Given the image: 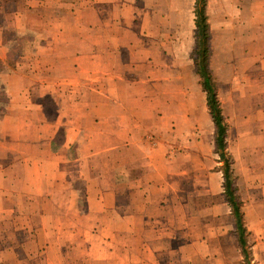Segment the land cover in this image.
<instances>
[{
    "label": "rangeland",
    "instance_id": "rangeland-1",
    "mask_svg": "<svg viewBox=\"0 0 264 264\" xmlns=\"http://www.w3.org/2000/svg\"><path fill=\"white\" fill-rule=\"evenodd\" d=\"M62 1L67 5L73 3L53 0L45 9L34 10L39 19H31L24 30L5 31L4 41L11 48L10 63L23 51L28 52L27 57H33L35 50L31 43L38 42L41 35H53L57 43L80 39L81 32L73 36L64 31L71 20L56 21L51 16L55 9L57 16L65 14V5H57ZM249 1L206 0L211 27L207 64L227 128V152L245 227L246 254L239 244L235 219L224 193L222 162L215 152V126L197 73L195 0H121L122 31L117 37L135 42V46L129 50L122 48L120 57L131 58L128 71L137 86L148 73L147 88L153 92L150 101L157 110L151 109L145 114L146 143L152 149L153 159L147 162L139 159L131 174L139 176L145 168L151 170L153 178L149 184L164 188V201L147 208L144 233L127 234L122 243L109 237L104 243L96 238L97 228L89 226L83 218L86 201L82 180L73 183V192L67 193L73 203L63 205L54 214L52 201L47 209L39 205L50 194L43 193L37 199L29 198L25 192L19 193L15 204L20 208L10 210L0 220V264H141L149 261V257L138 255L129 263L130 258L113 256L119 252L117 246L131 248L138 254L147 247L152 264H264V197L260 193L264 186L261 147L264 140L261 138V146L256 140V134L263 127L257 129L252 121L251 100L243 97L239 102L235 96L223 107L224 100L232 92L237 93L242 83L250 78L249 84H253V69L250 70L248 58L245 59L258 51L253 46L245 47L246 41H251L250 44L253 41L252 29L246 26L252 10L244 7ZM7 3L0 0V23ZM125 18L128 22L123 21ZM40 19L45 24L42 33L36 31ZM51 21L54 29L64 32L51 34ZM25 65L29 77L22 84L26 87L33 88L39 83L61 90L98 86V82L80 78L77 63L70 57H60L55 63L39 67L26 59ZM38 69H41V82L34 79V74L40 73ZM6 70L17 71V68L9 65ZM125 70L127 67L122 66L121 72ZM66 78H73L74 82H66ZM71 97L76 96L70 93L65 98L71 100ZM5 100V94L0 91V110ZM62 100V96L53 95L40 98L48 119L56 115ZM247 118L250 122L245 123ZM77 148V144L71 148V155L77 154ZM156 166L160 167L156 169ZM65 167L63 164L62 168ZM141 194L140 190L125 194V200ZM53 239L60 245L61 258H53ZM6 251L11 252L6 254ZM97 255L102 259L95 258Z\"/></svg>",
    "mask_w": 264,
    "mask_h": 264
},
{
    "label": "crops",
    "instance_id": "crops-1",
    "mask_svg": "<svg viewBox=\"0 0 264 264\" xmlns=\"http://www.w3.org/2000/svg\"><path fill=\"white\" fill-rule=\"evenodd\" d=\"M5 1L8 6L0 23V91L6 96L5 106L0 110V220L5 219L10 210L20 208L15 199L22 192L37 199L43 193L50 194V198L39 205L47 209L52 201L54 214L63 205L73 203L68 200L67 193L73 192V183L82 180L86 201L83 218L89 226L97 228L96 238L105 243L111 237L122 243L127 234L144 233L148 222L147 208L163 202L165 192L162 187L150 186L153 172L146 171L148 168L139 176L131 174L139 159L145 162L153 159L152 149L146 143L145 114L155 108L150 101L153 92L147 88L148 73L137 86L128 71L131 58L128 56L123 60L120 57L122 48L129 50L135 46V42L122 41L117 37L122 31L119 23L121 0H69L73 2L71 6L63 1L57 3L59 7L65 5V14L57 16L55 9L51 16H55L56 21L71 20L64 31L73 36L81 32L80 39L57 43L53 35H41L38 42L31 43L35 50L33 57H27L25 54L28 52L23 51L12 63L11 48L4 41L5 31L24 30L33 21L31 19H39L34 10L45 9L49 2L53 4V0ZM20 1L23 4L20 5ZM244 7L252 10L246 26L252 29L253 35L252 44L246 41L245 47L253 46L258 50L253 57H245L250 70L253 69V84H249L248 77L249 80L241 84L237 93L232 92L229 99L224 100L223 107L235 96L239 102L243 97L252 101V121L257 129L258 126L263 127V131L256 134L261 146V138L264 140V0H250ZM123 21L128 22L126 18ZM51 22V34L64 32L54 29ZM37 24L36 31L45 29L41 19ZM210 28L209 22V33ZM57 49L63 51L58 52ZM60 57L72 58L77 63L80 78L98 82V86L80 90L72 86L61 90L54 89L51 84L44 87L39 83L33 88L22 84L29 77L25 72L26 59L29 64L39 67L55 63ZM9 65L16 66L17 71L6 70ZM122 66L127 70L121 72ZM38 71L40 73L34 74V79L41 82V69ZM72 80L66 78V82ZM65 93L76 97L70 100L65 98L68 97ZM47 95L62 96L63 99L53 119H48L44 105L39 102ZM244 122L248 123L250 119ZM76 144L77 154L73 156L70 152ZM261 147L264 150V144ZM63 164H66L65 169ZM139 190L141 195L125 200V194H135ZM260 193L264 197V186ZM63 197L67 198L64 200ZM52 246L53 258H61L59 243L53 239ZM116 249L119 252H114L113 256L130 258L129 263L139 255L149 257V261H141V264H152L147 247H143L139 254L123 246ZM6 252L9 254L11 251ZM95 258L102 259V256Z\"/></svg>",
    "mask_w": 264,
    "mask_h": 264
},
{
    "label": "trees",
    "instance_id": "trees-1",
    "mask_svg": "<svg viewBox=\"0 0 264 264\" xmlns=\"http://www.w3.org/2000/svg\"><path fill=\"white\" fill-rule=\"evenodd\" d=\"M195 27H196V48H195V63L197 66V73L201 77V85L206 92V104L210 116L215 126V152L222 162L223 188L227 198V202L231 207L233 217L235 219V226L238 231V241L245 252L246 240L244 237L245 227L242 219V211L240 204L235 196L232 181L231 160L227 152L226 141V124L224 123V116L220 107L217 95L215 92V85L212 82L211 73L208 70L207 59L210 53L208 39L210 37L208 18L206 15V0H195Z\"/></svg>",
    "mask_w": 264,
    "mask_h": 264
}]
</instances>
